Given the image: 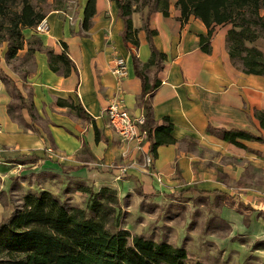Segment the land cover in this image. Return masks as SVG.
Wrapping results in <instances>:
<instances>
[{
  "label": "crops",
  "instance_id": "crops-1",
  "mask_svg": "<svg viewBox=\"0 0 264 264\" xmlns=\"http://www.w3.org/2000/svg\"><path fill=\"white\" fill-rule=\"evenodd\" d=\"M89 1L67 0L63 8H51L47 31L40 32L36 26L23 30L25 45L16 58L32 60L33 70L28 74L11 70L8 44L1 43L5 52L0 68L14 79L32 109L21 106L0 79V159L8 166L24 167L22 173L65 183V195L58 189L42 190L70 203V194L87 197L76 189L78 181L95 190L111 187L122 197L142 199L193 188L191 192L215 197L233 237L248 232L264 240V143L241 139L245 145L241 147L208 131L212 126L264 136L255 115L264 110V76L247 74L231 61L226 47L231 25L215 27L211 51L206 52L199 40L201 34H208V27L193 15L181 19L176 0L170 1L167 15L160 8L152 12L150 27L157 32L153 40L167 59L159 72L162 83L150 97L156 126L145 148L155 153L153 144H161L148 171L143 167V151L120 137L107 112L110 103L123 96L124 107L133 116L143 115L138 103L142 81L135 74L133 56L141 67L151 57L144 29L148 9L132 13L133 27L138 30L136 46L124 40V20L112 0H95L91 26L84 29ZM35 39L42 46L30 54ZM49 51L65 52L72 60L68 74L52 70ZM119 57L127 68L122 78L115 73ZM147 74L153 77L150 68ZM80 105L90 119L78 116ZM168 121L173 125L172 142H167L166 131L156 129ZM240 211L250 216L248 227Z\"/></svg>",
  "mask_w": 264,
  "mask_h": 264
},
{
  "label": "trees",
  "instance_id": "trees-1",
  "mask_svg": "<svg viewBox=\"0 0 264 264\" xmlns=\"http://www.w3.org/2000/svg\"><path fill=\"white\" fill-rule=\"evenodd\" d=\"M39 1L40 4H34L32 0H0V44L7 42L8 60L16 58L24 48L23 30L35 27L47 16L49 10L45 11L41 3L50 0ZM112 1L116 2L119 15L124 20V40L136 46L139 45L138 30L133 27L132 13L143 7L148 9L144 29L147 31L151 57L145 67H141L138 57L133 56V65L135 74L142 81V93L138 99L145 118L142 127L147 129L151 141L156 124L150 97L162 83L159 72L167 56L154 43L153 37L157 32L150 27V16L158 8L167 15L171 0ZM53 3L52 8H63L67 0H53ZM175 7L181 12V19L188 20L193 15L206 24L208 34H201L199 40V46L206 52L211 51L210 39L215 27L231 25L226 35V47L231 61L247 74L264 76V49L255 44L258 40L264 42V0H176ZM95 12V0H90L85 11L84 29L90 28ZM41 46L40 39H35L29 53L33 54ZM48 53L52 70L58 72L63 69L64 74H68V63L72 60L65 52L61 55L53 51ZM149 68L153 72L151 79L147 74ZM0 79L6 83L12 96L20 101L21 106L32 109L14 79L2 68ZM77 114L81 118H91L81 105L77 107ZM255 115L264 129V110H257ZM172 126L168 121L156 127L169 134L170 140L167 142L174 141L170 136ZM208 131L241 147H245L241 139L264 143L262 134L257 135L248 130L215 129L209 126ZM158 144L161 142L153 144L154 157L157 155ZM75 187L87 195L85 207L73 205L48 190L26 192L18 201L16 197H9L11 211L0 221V264H193L186 247L165 240L157 241L123 228L119 212L121 200L116 189L103 187L95 190L83 181H78ZM14 188L16 190L14 186L10 188L9 196ZM191 190L193 188L164 195L181 199ZM138 192L143 194L142 190ZM217 194L222 195L220 192ZM240 213L244 215V224L248 227L250 216L242 211ZM263 245L264 240H261L257 242L256 248Z\"/></svg>",
  "mask_w": 264,
  "mask_h": 264
},
{
  "label": "rangeland",
  "instance_id": "rangeland-1",
  "mask_svg": "<svg viewBox=\"0 0 264 264\" xmlns=\"http://www.w3.org/2000/svg\"><path fill=\"white\" fill-rule=\"evenodd\" d=\"M32 1L40 4L39 0ZM53 4L43 2L41 6L48 11ZM3 44H0V62L5 52ZM255 44L264 49L262 40ZM8 65L16 72L23 70L28 74L33 70L30 59L14 58L9 60ZM23 169L25 168L18 165L8 166L5 160L0 159V221L11 211L9 197H16L18 201L26 192L48 188L58 189L65 195V183H60L58 179L43 180L29 175V172L22 173ZM12 186L16 190L14 188L9 196ZM68 199L73 205L85 207L87 204V197L85 199L82 195L75 197L70 194ZM120 200L119 212L123 228L133 233L145 234L157 241L165 240L186 247L193 264H264V245L256 248L257 242L263 238L252 237L248 232H238L233 237L234 232L228 222L221 218L213 195L189 192L181 199L167 196L142 199L125 195L120 196Z\"/></svg>",
  "mask_w": 264,
  "mask_h": 264
},
{
  "label": "built area",
  "instance_id": "built-area-1",
  "mask_svg": "<svg viewBox=\"0 0 264 264\" xmlns=\"http://www.w3.org/2000/svg\"><path fill=\"white\" fill-rule=\"evenodd\" d=\"M36 30L40 32L49 30V23L46 20V17L36 25ZM115 73L121 78L126 75L127 68L123 57L117 58ZM123 103V96L116 97L110 103L107 109L110 122L124 141L136 143L138 149L143 151V167L150 171L155 157L149 147H147V149L145 148L150 143V139L147 129L142 127L145 121L144 114L133 116L124 107Z\"/></svg>",
  "mask_w": 264,
  "mask_h": 264
}]
</instances>
